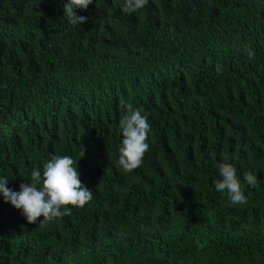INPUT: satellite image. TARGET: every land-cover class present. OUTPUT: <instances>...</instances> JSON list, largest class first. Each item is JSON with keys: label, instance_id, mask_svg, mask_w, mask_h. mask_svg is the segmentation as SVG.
Instances as JSON below:
<instances>
[{"label": "trees", "instance_id": "trees-1", "mask_svg": "<svg viewBox=\"0 0 264 264\" xmlns=\"http://www.w3.org/2000/svg\"><path fill=\"white\" fill-rule=\"evenodd\" d=\"M66 2L0 0V177L69 155L93 198L42 225L0 194V264H264V0H93L77 26ZM126 103L151 126L130 173ZM220 162L247 204L215 190Z\"/></svg>", "mask_w": 264, "mask_h": 264}, {"label": "clouds", "instance_id": "clouds-1", "mask_svg": "<svg viewBox=\"0 0 264 264\" xmlns=\"http://www.w3.org/2000/svg\"><path fill=\"white\" fill-rule=\"evenodd\" d=\"M149 0H123L122 12L132 14L146 7ZM93 0H67L63 4V17L70 25H83L88 17L77 15L74 9H87ZM250 59L253 52L244 47ZM217 71H220L217 66ZM124 114L119 119V128L122 133L121 146L118 149V164L125 173H130L142 164L143 157L149 149L148 140L151 126L148 116L141 108H134L131 103L123 105ZM84 151L80 148V158ZM78 160L69 155H53L50 160L40 167H33L30 181L21 183L19 191L7 187L8 177H0V194L9 202L28 224H35L38 218L43 217L42 225L55 218L70 215L72 208L81 209L88 204L93 196L92 191L83 185L79 179ZM219 179L215 180L214 188L219 193H226L230 206L247 204V198L241 190L237 169L227 162L217 165ZM245 182L254 186L256 177L252 173L244 174Z\"/></svg>", "mask_w": 264, "mask_h": 264}]
</instances>
